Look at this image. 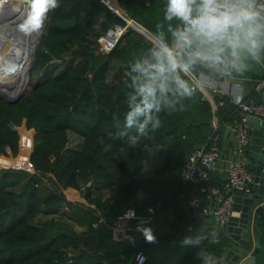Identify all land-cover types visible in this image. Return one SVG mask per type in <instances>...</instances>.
<instances>
[{"label": "trees", "instance_id": "16d2710c", "mask_svg": "<svg viewBox=\"0 0 264 264\" xmlns=\"http://www.w3.org/2000/svg\"><path fill=\"white\" fill-rule=\"evenodd\" d=\"M116 1L117 13L124 10L158 40L173 44L172 32L182 24L165 19L168 0ZM59 2L48 12L33 67L41 69L57 59L80 62L49 74L13 100L0 96V264H137L130 258L138 251L147 256L144 264H212L228 245L214 225L198 240L171 248L162 247V239L140 247L142 235L135 232L125 241L112 238L113 220L127 208L138 217L130 223L142 226L146 221L156 235L166 225L163 212L172 201L181 208L198 196L204 205L201 189L223 186L225 178L216 172L196 183L180 179L185 157L206 144L214 131L209 102L191 88L190 96L173 89L160 99L161 111L153 112L161 121L159 128L149 124L141 133L137 125L127 127L136 75L131 68L158 45L130 27L144 31L128 18L119 43L107 54L97 52L95 37L101 32L95 18L105 16L102 33L112 22H126L101 0ZM115 63L122 75L112 84L109 70ZM178 75L190 87L189 77L183 71ZM239 110L225 100L218 110L219 126L239 116ZM69 132L82 142L63 154ZM89 180L109 186L111 197L87 188ZM22 183L20 190L14 189ZM194 219L191 215L186 224L192 221L195 228L199 222Z\"/></svg>", "mask_w": 264, "mask_h": 264}, {"label": "clouds", "instance_id": "9594fccd", "mask_svg": "<svg viewBox=\"0 0 264 264\" xmlns=\"http://www.w3.org/2000/svg\"><path fill=\"white\" fill-rule=\"evenodd\" d=\"M59 6V0H31L30 12L19 25L20 31L40 30L47 13ZM173 18L182 24L172 32L173 44L162 42L151 50L150 57L138 60L131 68L136 74L132 78L134 94L129 97L125 121L127 127L137 125L141 133L149 124L153 129L160 127L161 121L153 112L161 111L160 99L167 93L174 89L181 95L192 94L188 83L178 75L179 71L198 62L241 72L247 67L245 60H262L264 2L168 0L165 19L171 21ZM140 117L144 118L142 122ZM131 144H136L135 137ZM137 230L146 242H155L151 227L138 225Z\"/></svg>", "mask_w": 264, "mask_h": 264}, {"label": "built area", "instance_id": "2783aa9c", "mask_svg": "<svg viewBox=\"0 0 264 264\" xmlns=\"http://www.w3.org/2000/svg\"><path fill=\"white\" fill-rule=\"evenodd\" d=\"M20 0H0V14L7 11L8 14H12L13 10H7L9 6H13L12 3H16ZM101 2L107 6L113 13H117V9L114 6L115 0H101ZM259 2H264V0H259ZM22 5L26 10H30L31 0H26L22 2ZM17 13L20 9H16ZM30 12V11H29ZM28 12V13H29ZM16 11L14 10V14ZM13 14V15H14ZM9 15H6L8 17ZM49 19V14L47 13V19ZM45 25V24H44ZM47 25V23H46ZM128 23L120 24L114 22L109 28H107L99 36L95 37L96 51L102 54L109 53L118 43L122 35L128 29ZM44 28V26L42 27ZM41 28V29H42ZM46 31V30H45ZM44 31V32H45ZM41 35L39 33L38 38ZM38 39V42H39ZM36 42V41H35ZM34 42V43H35ZM37 42V43H38ZM32 44L31 48L34 46ZM35 48V47H34ZM60 62V59H57ZM56 62V60H55ZM262 71L264 72V63L258 62ZM203 66L208 67L204 64ZM189 79L192 77L190 88L200 93L201 98L205 99L203 96V90L200 89L199 79L196 76V72H192L188 69ZM240 80H249L250 78H240ZM238 80L234 82L236 85H241V81ZM205 87L212 88V91H217V86H209L204 83ZM254 90L258 94L256 99H251L247 102H240V117L234 119L231 123V128L234 132L236 140L235 155L233 158L228 160L227 166L224 169V184L222 187L207 184L201 191L203 192V197L206 200V205H201V197L192 196L188 200V204L193 212L200 214V211L205 214L211 221L218 225H223L228 217L230 216L232 210L233 193L236 190L249 192L247 184L253 181V172L248 168L249 159L245 154L246 146L250 141V131L253 130L254 117L264 127V77L254 84ZM16 96V95H15ZM14 97V96H13ZM215 125V123H213ZM221 158V149L218 141V134L210 136V142L199 147H196L191 153H189L180 167V179L183 183L187 182H200L209 179L210 172H215L218 170V162ZM88 182L86 185H89ZM65 207V206H64ZM66 208V207H65ZM135 217V212L133 208H127L122 213L117 215L113 220V227L125 229L129 228V224L132 218ZM188 229H192V225L188 226ZM137 264H144L147 260V256L138 251L134 257Z\"/></svg>", "mask_w": 264, "mask_h": 264}, {"label": "crops", "instance_id": "0c3cea01", "mask_svg": "<svg viewBox=\"0 0 264 264\" xmlns=\"http://www.w3.org/2000/svg\"><path fill=\"white\" fill-rule=\"evenodd\" d=\"M116 3H118V2L116 1ZM120 9H121V7H120ZM121 11H122V13H119L118 16H120L126 23H128V21H127L128 18L131 19L134 23H137L135 20L128 17L127 14L124 12V10L121 9ZM104 21H105V16L101 15V16H97L95 18L96 28L101 33L103 30ZM112 23H114V22H112ZM137 25L141 27L140 24L137 23ZM130 27H132V28L136 29L137 31L144 34V31L139 30L138 28H136L134 26H130ZM150 34H149V36H148V34L147 35L144 34V35L147 38H149L151 41H153L155 44H158V43L160 44L161 41L160 40H159L160 42L157 41L158 43L155 42L154 39L152 37H150L153 34H151V35ZM244 63L247 65V67L241 72H237L235 69H232L231 67L224 68L223 66H216V67L211 68L213 71L216 72V74L210 73L207 71H203V70H198L196 73V76L199 79V85H200L199 87H200V89L203 90V96L209 102L210 107H211V111H212L211 124L214 128V131L211 133L210 136H212L214 134H218V141H219V145H220V149H221V158L218 162L219 168L215 172L221 178V180L224 179V169L227 166L228 160L233 158L235 155L234 151L236 148V140H235L234 132L231 128V123L233 122L234 119L239 118L240 114H239V116L234 117L231 120L226 121L222 125L219 126L218 110L220 108L221 109L223 108L225 100H227V99L231 103L237 105L238 107H239L240 102H247L251 99H256L258 97V94L256 93V90H254V84L264 77L263 71L257 72L253 68V66L251 65V59L245 60ZM114 66H115V64H114ZM182 71L186 75L189 76L187 68H184ZM120 73H121L120 69H117L112 73V76L114 77V78H112V84H114L117 81V79L122 75V73H121V75H120ZM243 77L250 78V81L249 80H240V78H243ZM191 78L192 77H190V79ZM238 80L241 81V85L234 84V82H237ZM204 83L206 85H209V86H217V91H212V88L205 87ZM239 112H240V110H239ZM213 123H215V125ZM210 136H209V139L206 142V144L210 142ZM258 136H256V138ZM252 137H254V136L252 135ZM81 142H82V139H81ZM81 142H80V144H81ZM68 143H70V140L68 141ZM249 154H254V150L250 149ZM88 182H90V184L86 185ZM88 182L85 185L87 186V188H91V190L94 193L101 192L103 197H105V198L111 197L112 190L109 186H106L104 183H95L93 180H89ZM205 205L206 204H204L202 206H205ZM176 210L178 211V216L175 218V211ZM163 213L167 214L165 221H164V223L166 225H164V227L158 228V231H157L158 233L156 235H154L156 237V239H155V242H153V244L156 243L159 239H162V241H160L161 242L160 245H162V247H164V248H171V247H175L176 245L184 246L186 240H189L190 238L191 239L194 238L195 240H198L199 237L205 233V229H207L211 225H214V226L218 227V230H219L218 232H221L222 235H224L228 239V245L225 246L222 255L225 254V252L229 248H233L234 250H236L238 252H242V251L246 250L243 246H241L236 241H234L229 236V234L225 232V230L222 226L211 221L201 211H200V214H197V212H193L191 210L189 204H187V203L185 206L183 205V207H181V208H179V207L176 208L175 202L172 201L167 207L164 208ZM191 215L194 216L195 222H197V221L199 222V224L195 228H193L194 225H193L192 221L186 224L187 219H189L191 217ZM136 218H138V217L136 216V217L132 218L131 220H134ZM180 220H183V221L180 222ZM189 225H192V229H188ZM137 226H138V224H136V223H133V224L130 223L129 228L120 229V228H115L112 225V238L116 241H125V239L127 238V234L129 232H135L137 234L142 235V238L140 237V239H138V244L140 247H143L146 241H144L145 239L143 240L144 236L139 230H137ZM142 227H149V226H148V224L144 223L142 225ZM258 227L261 230L260 245H259L260 247L257 250V253L255 254V260L252 264H264V216L262 218H259ZM76 230L83 231L84 228L82 226L76 225ZM181 231L186 232L185 235H180L179 232H181ZM166 234L167 235L169 234L168 238H166V236H167ZM149 244H152V243H149ZM165 251L166 250H164L163 253H165ZM135 253L133 254L134 256H135ZM133 255L130 258V263L132 260H134ZM219 258L215 259L214 261L218 260ZM214 261H213V263H214Z\"/></svg>", "mask_w": 264, "mask_h": 264}, {"label": "water", "instance_id": "95a60500", "mask_svg": "<svg viewBox=\"0 0 264 264\" xmlns=\"http://www.w3.org/2000/svg\"><path fill=\"white\" fill-rule=\"evenodd\" d=\"M143 29L144 34L149 36L150 33L144 27ZM150 37L155 42H160L153 35ZM188 68L192 72L203 70L216 74L215 71L198 62L189 65ZM253 119L254 128L250 131V141L246 146L245 154L249 159L248 168L253 172L254 178L247 184L249 192L234 191L232 212L227 221L221 225L225 232L246 250L238 252L229 248L213 264H252L260 247L261 230L258 221L264 216V127L256 121V117ZM250 149L254 150V154H249Z\"/></svg>", "mask_w": 264, "mask_h": 264}, {"label": "rangeland", "instance_id": "374dc122", "mask_svg": "<svg viewBox=\"0 0 264 264\" xmlns=\"http://www.w3.org/2000/svg\"><path fill=\"white\" fill-rule=\"evenodd\" d=\"M46 23L47 21L45 20L44 21L45 25H43L44 28L39 30L40 35H42L46 30ZM8 25H6V27L0 28V46H1L0 47V82H1L0 96L1 97L6 98L8 100H13L18 96L22 95L23 93L30 91L33 85L43 81L49 74L56 75L61 71V69L65 65L80 62V59H76L74 61H70L67 59L68 61L66 60V62H59V60H56V62L54 61L52 63H48L46 67H42L41 69L34 68L33 67L34 50L37 44L39 43L38 42L39 38H37L32 49H30L32 46L31 44L24 47L23 46L15 47L16 49H13L10 46L13 43V37L10 36ZM8 47L9 49H7ZM251 65L257 72L262 71L258 62L251 60ZM6 67H11L13 71L11 73L15 72L16 76L10 78L9 73H7ZM117 69H119L117 63H115V66L110 68L109 70L110 83H112V78H114L112 76V73ZM17 89H21L22 91L16 94V96L12 97V95H15L14 93L17 92ZM81 139L82 138L79 137V135L69 132L70 143H68V145L66 146L65 148L66 150L64 149L65 151L63 154H65L71 148L78 147V145L81 142ZM22 185L23 183L15 186L14 189L20 190ZM43 214H45V211H43L42 214L36 217V222H39L43 218V216H41ZM46 215H51V214L48 213Z\"/></svg>", "mask_w": 264, "mask_h": 264}, {"label": "bare ground", "instance_id": "6f19581e", "mask_svg": "<svg viewBox=\"0 0 264 264\" xmlns=\"http://www.w3.org/2000/svg\"><path fill=\"white\" fill-rule=\"evenodd\" d=\"M24 1H26V0H20L16 3H12L13 6H9V8L7 10L12 9L13 10L12 14H8L7 11L0 14V28L6 27V25L9 24L8 29L10 32V36L13 37V43L10 46L13 49H16L15 47H19V46L24 47V46H28L30 44L32 45L37 40L39 33H40L39 30L34 31V32H30V33H25V32L20 31L19 25L21 23H23V21L27 18L28 14H29L28 12L30 11V10L29 11L26 10V8L22 5V2H24ZM16 9H20V12L17 13ZM14 10L16 11L15 14H14ZM6 15H9V16L6 17ZM7 49H9V47ZM6 68H7V73H9V75H10V78H13L16 76L15 72L11 73V72H13L11 67H6ZM2 83H4V82H2ZM20 91H22V90L17 89V92L14 94L16 95ZM15 95H12V97Z\"/></svg>", "mask_w": 264, "mask_h": 264}]
</instances>
